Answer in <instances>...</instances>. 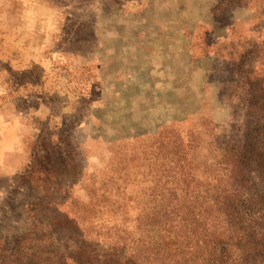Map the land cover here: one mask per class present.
I'll list each match as a JSON object with an SVG mask.
<instances>
[{"label": "rangeland", "instance_id": "374dc122", "mask_svg": "<svg viewBox=\"0 0 264 264\" xmlns=\"http://www.w3.org/2000/svg\"><path fill=\"white\" fill-rule=\"evenodd\" d=\"M263 11L264 0H0V264H58L26 236L43 194L20 175L38 153L72 196L121 214L162 180L160 152L189 155L208 187L231 185L210 178L230 152L249 159L241 198L264 206V85L246 73L264 75V58L244 59L264 50Z\"/></svg>", "mask_w": 264, "mask_h": 264}, {"label": "trees", "instance_id": "16d2710c", "mask_svg": "<svg viewBox=\"0 0 264 264\" xmlns=\"http://www.w3.org/2000/svg\"><path fill=\"white\" fill-rule=\"evenodd\" d=\"M257 1L263 0H247ZM254 18L259 19L256 10ZM263 51L248 52L244 59L251 54L264 58ZM246 73L264 85V75L253 69ZM225 153L216 163L222 169L214 168L210 178L232 183L208 187L207 172L190 170L189 155L170 152L167 162L160 152L162 180L140 196L137 207L135 197V205L121 214L100 212L98 205L72 196V188L61 182L64 173L52 165L51 152L38 153L20 175L43 194L37 203L43 212L27 228L28 241L51 248L58 264H264V206L241 198L248 190L249 159ZM206 195L211 199L201 201Z\"/></svg>", "mask_w": 264, "mask_h": 264}]
</instances>
